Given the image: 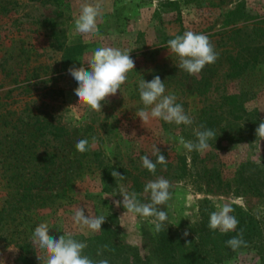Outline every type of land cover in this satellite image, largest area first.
Returning a JSON list of instances; mask_svg holds the SVG:
<instances>
[{
	"label": "rangeland",
	"instance_id": "1",
	"mask_svg": "<svg viewBox=\"0 0 264 264\" xmlns=\"http://www.w3.org/2000/svg\"><path fill=\"white\" fill-rule=\"evenodd\" d=\"M85 2L101 8L99 33L90 38L75 32ZM254 19L260 22L254 25ZM186 31L208 35L219 54L197 76L179 69L178 56L167 48ZM104 46L130 51L135 68L120 90L101 102V111H94L78 101L68 69L81 63L87 68L94 50ZM240 52L256 61L248 76L231 77L226 56L240 62ZM155 76L192 125L156 118L143 125L136 115L144 109L139 81ZM240 84L253 94L244 107L256 109L264 121V0H0V264H40L42 253L32 242L40 223H47L57 239L101 237L107 249L86 254L94 264L102 259L109 264H264L262 230L254 243L232 250L224 248L219 230L208 227L210 214L225 203L232 206L231 215L246 212L255 225H264V193H240L235 182L241 161L263 163L264 139L228 141L219 129L223 116L205 152H189L179 143L181 137L196 142L194 130H203L201 106L221 94H233L231 104H239ZM80 139L89 141L83 153L76 149ZM155 147L167 162L157 163L153 174L141 157L155 162ZM78 161L80 173L67 193L71 198L49 197ZM212 169L219 183L209 178ZM159 178L169 182L170 199L157 206L168 220L156 234L152 217L129 213L114 201L123 200L118 192L123 188L139 203H151L144 188ZM79 208L86 216H105L100 231L74 222Z\"/></svg>",
	"mask_w": 264,
	"mask_h": 264
},
{
	"label": "clouds",
	"instance_id": "2",
	"mask_svg": "<svg viewBox=\"0 0 264 264\" xmlns=\"http://www.w3.org/2000/svg\"><path fill=\"white\" fill-rule=\"evenodd\" d=\"M100 12L101 8L98 3H83L74 21L75 32L87 38L96 36L99 33L97 20ZM167 45V48L178 56L179 69L186 71L190 76H197L206 65L215 63L219 55L214 51L208 35L193 31H186L183 35L175 36L167 42ZM129 52L107 46L98 47L88 60L87 68L82 63L80 67L71 66L68 72L77 83L74 93L78 101L94 111H101V102L105 101L109 95H115L121 85L126 82L127 74L135 68ZM138 87L144 109L139 110L136 115L143 125H146L150 118L162 119L169 124L174 122L177 125H192L193 119L185 114L181 104L176 103V96L165 95V85L159 76H155L151 81L141 79ZM149 107L150 111H147ZM200 129L203 130H194L196 142L185 141L183 137L179 140V143L189 152L193 150L205 152L210 147L209 140L217 137L213 130L204 128L203 125H200ZM256 135L260 140L264 139V121H261L256 128ZM88 148L87 139L77 141L78 152L83 153ZM153 155L156 156L155 162L148 156H142L141 159L143 167L154 174L156 164H166L167 161L157 147L154 148ZM112 175L115 178L117 176L123 178L117 172H112ZM169 188V182L163 178L148 182L144 188L145 193H150L151 203L148 204L139 203L135 193L129 194L121 188L118 192L123 196V200H116L114 204L119 207L122 203L127 212L134 215L152 217L149 223L154 225V233L158 234L163 230L168 214L157 206L167 204L170 199ZM232 212L233 208L229 203L219 207L218 211L212 212L209 217V229L219 230L222 234L235 231L238 220L230 214ZM73 220L76 224L94 233L101 230L105 216H86L84 209L79 208L75 210ZM184 235L187 236L188 233L185 232ZM32 242L42 253V255H37L40 264H94L93 260L82 254L87 247L85 242L72 239L71 234H63L58 239L52 237L49 235L47 223H40L35 227ZM226 244L232 250L246 245L242 231L227 240ZM107 247L104 245L105 249ZM101 254L100 251L97 252V255ZM98 264H109V261L102 259Z\"/></svg>",
	"mask_w": 264,
	"mask_h": 264
},
{
	"label": "trees",
	"instance_id": "3",
	"mask_svg": "<svg viewBox=\"0 0 264 264\" xmlns=\"http://www.w3.org/2000/svg\"><path fill=\"white\" fill-rule=\"evenodd\" d=\"M259 22V19H254L253 21L254 25H257V23ZM226 59L230 70V72H228V75L232 77L240 74V77L243 78L248 76V74L251 72V68L256 61V56H252L250 53L243 55L240 52V62H238V60H236L237 58H234L230 54L226 56ZM239 95L240 103L231 104V102L234 101V95L221 94L219 96V99L214 100L211 103L199 108L198 118L200 120V123L202 122L201 124L205 128L213 130L217 136V125L224 116V127L219 128L222 131L224 130V138L230 142L240 141L251 143L257 137L256 128L259 126L261 120L256 109H246L243 105L244 101H247L253 95L248 90V87H244L242 84H240ZM231 129H234L235 131L230 132ZM213 140H215V138L209 140V143H212ZM78 163L79 165L74 171H70V173L62 176V185L58 189H55L53 194H51L49 197L63 199L71 198L72 193L70 195L67 193L72 187L71 180L74 177L78 176V174L80 173L79 170L81 164L79 161ZM210 171L212 174L208 175L209 178L212 177L219 183L221 179L218 172H216L214 169ZM235 182L237 183L238 187H240V193L250 192L254 196H262L264 193V153L263 163L259 166L249 160L241 161L240 167L236 170ZM236 219L238 220L236 230L230 231L226 234H222V237L224 238L223 242L226 245L224 247L225 249H230V247L226 244V241L234 236H237L239 233H241V231L243 234V240L246 242V245L254 243L252 238L256 233L261 232V230L262 232H264L263 223L262 225L260 223L255 225L254 217L251 214L240 211V213L236 216ZM77 241L85 242L87 244V247L83 250V255H86L88 253L93 255L95 251L101 252L105 250V244L101 237H81Z\"/></svg>",
	"mask_w": 264,
	"mask_h": 264
}]
</instances>
